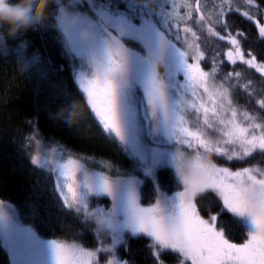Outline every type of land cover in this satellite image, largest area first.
<instances>
[{
	"label": "snow or ice",
	"instance_id": "snow-or-ice-1",
	"mask_svg": "<svg viewBox=\"0 0 264 264\" xmlns=\"http://www.w3.org/2000/svg\"><path fill=\"white\" fill-rule=\"evenodd\" d=\"M83 3L85 0H71L70 7L60 6L56 16L69 58L78 57L87 64V71L74 67L73 77L102 129L123 145L134 161L133 172L139 175L127 174L113 179L104 171L91 172L86 163L70 154L63 159L64 152L58 144L42 156L31 157L32 165L53 174L65 206L77 213L83 210L85 219L109 237L108 246L98 242L101 246L94 250L54 239L51 245L55 264H92V258L101 252L112 256L105 259V264H128L118 257L117 249L127 250L130 239L142 237L150 241L147 247L155 264H163L162 257L169 252L177 255L179 264L187 261L191 264H264V232L246 229L244 242L232 243L226 238L225 227L217 229L222 213L204 219L194 203L196 197L212 191L222 200L223 210L238 218L244 215L242 194L246 185L264 186L262 168L231 171L206 160L207 153L213 151L229 161L249 157L257 149L264 152V123L257 122L264 117L244 111L245 125L238 119L230 89L224 86L241 73L228 72L219 87L209 86L210 76L217 71L218 54L211 58L210 73L201 68L205 52L196 42L197 33L191 27L185 26L182 31L191 33L192 41L182 38L178 27L173 33L184 47H178L169 38L168 31L173 27L170 17L177 14L175 0L167 5V10V0H155V6L151 0H130L127 11H120L104 0L99 3L86 0V8L80 10L79 5ZM231 3L232 0H220L215 22L203 14L197 22L207 23L210 35L228 41L231 48L226 57L231 64H236L239 58L264 77V64L258 63L251 53L250 58L245 59L241 51L240 37L244 34L229 31L230 25L224 18L229 13L241 12L240 7L233 8ZM246 5L247 10L242 13L245 19L257 21L258 15H264L255 0H246ZM186 7L190 9L189 19L191 11L202 13L201 0H196L194 8L191 4ZM89 11L93 15H89ZM134 19H138L139 24L134 23ZM257 23L258 35L264 39V23ZM87 28L94 29L97 38L87 40L84 36ZM221 32L226 34L221 35ZM125 37L139 42L142 51L126 46ZM190 57L193 63L189 62ZM156 60L165 62L163 74ZM60 68L62 70L63 66ZM179 76L183 79H177ZM250 85L251 81L244 87ZM201 88L203 95L198 91ZM62 91L67 94L66 90ZM258 104L264 109V98L259 99ZM189 109L196 117L195 123L199 124L202 119V127L189 126L190 121L185 116ZM210 133H216L217 138H211ZM165 143L186 146L194 155H186L179 148L172 152L164 150ZM199 149H203V153ZM165 167L175 169L183 191L172 196L158 191L157 170ZM185 169L189 174H184ZM141 176L143 180H152L157 189V198L150 207L140 204ZM90 196L108 197L110 206H97L90 211ZM3 208L0 202V216L5 213Z\"/></svg>",
	"mask_w": 264,
	"mask_h": 264
},
{
	"label": "trees",
	"instance_id": "trees-1",
	"mask_svg": "<svg viewBox=\"0 0 264 264\" xmlns=\"http://www.w3.org/2000/svg\"><path fill=\"white\" fill-rule=\"evenodd\" d=\"M104 2L120 11H127L130 0ZM151 2L155 6V0ZM171 3L172 0H167L166 10ZM255 3L264 11V0H255ZM187 4L194 8L196 0H175L177 14L170 17L172 26L176 23L182 26L188 20L195 19L198 12L191 11L189 19L190 9L186 7ZM70 5L71 0H35L31 28L14 36L7 35L6 25L0 28L3 34L0 39V199L12 203L20 220L31 226L41 237L79 242L93 249L102 240L95 225L86 220L81 212L77 213L65 206L56 189L54 176L48 169L31 163V153L40 142L46 147L58 144L67 157L70 154L72 158L80 159L91 172L104 171L113 179L127 174L139 175L133 172L134 161L125 152L123 145L114 135L106 134L102 129L73 77V68H76L78 59L69 58L56 23L58 8ZM86 6L85 0L79 9L84 10ZM231 6L240 7L241 12L229 13L224 18L230 25L229 31L233 34L243 33L240 40L244 55L250 58L251 53L256 56L257 62L264 64V39L258 35L257 23H264V15H258L257 21H249L242 15L247 10L246 0H232ZM219 7L220 0H201V14L212 22L216 21ZM252 11L255 12V7ZM225 34L221 32V35ZM211 37L210 34L202 37L199 35L200 40L206 42L209 54H218V63L224 62V65L217 67L221 68L217 76L222 69L225 73L240 72L241 76L237 80L236 77L231 79L234 85L236 81L239 85L236 89L238 102L256 116L264 117V109L258 104V100L264 98V77L256 69H246L241 63L231 65L224 53L231 45L227 40L224 44H214L219 38ZM132 42L140 45L136 41ZM34 57L39 59L34 61ZM60 66H63L62 70ZM202 67L210 71L212 64L204 61ZM249 81L250 87L245 88ZM62 90H66L67 94ZM74 105L77 106L76 111L81 113L76 121L68 119L67 113L58 115L66 106L71 108ZM259 121L264 123V120ZM30 136L32 139H29ZM257 163L263 168L264 152H257L229 164L231 168L239 169ZM157 177L159 192L173 195L181 191L182 183L176 178L175 169H158ZM156 198L157 189L153 181L143 180L142 205H153ZM89 201L92 206H110L108 197L90 196ZM194 203L202 217L210 218L212 214L222 213L216 223L217 229L225 227L226 238L232 243L244 242L247 229L245 223L223 210L222 200L215 193L208 191L199 195ZM128 243L127 250L123 247L117 249L119 258L128 261V264H155L147 247L150 243L147 238L130 239ZM162 259L163 264H179L177 255L171 252L166 253ZM11 263L10 252L0 233V264Z\"/></svg>",
	"mask_w": 264,
	"mask_h": 264
},
{
	"label": "rangeland",
	"instance_id": "rangeland-1",
	"mask_svg": "<svg viewBox=\"0 0 264 264\" xmlns=\"http://www.w3.org/2000/svg\"><path fill=\"white\" fill-rule=\"evenodd\" d=\"M64 7L68 8L67 6H64ZM80 10H82V9H80ZM57 15H58V13H57ZM89 15H93V14L89 12ZM200 15H201V13H198L197 16L195 17V19H191L190 21L188 20L184 25L182 24V26L180 24L176 23L172 27V30L168 31V36H169L170 39H172V41L174 43H177L178 47H184L182 41L178 42V41L175 40L173 33L175 31V28L178 27L179 29H181L182 38L183 37H187V39L189 41H192L193 37H192L191 33H184L182 31V29L185 26L191 27L192 30L197 33L198 39L196 40V42L200 44L201 50H203L205 52V57L206 58L200 62L201 68L204 71H207V72L211 73L212 69L210 71H208V70H206V69H204L202 67V62H204V61H208V62L211 63L212 56L209 54V52L206 49V42L205 41L203 42L199 38V35H201V37H202L203 35H208L209 34V32L207 31V27H208L207 23L200 24V23L197 22ZM180 18H182V15L180 16ZM183 20H185V19H183ZM133 22L139 24L138 19L133 20ZM212 38L216 39L215 36H212L211 39ZM123 42L125 43L126 46L132 48V50H134V51H138V52L142 51V47H141L142 45L140 46L137 43L132 42V40H130L127 37L123 38ZM224 42L227 43V41H225V40H220V39L217 40L216 39V42H214V44H217V43L224 44ZM134 45H136L137 47L134 46ZM230 48L231 47L229 46L224 51L226 60H227L226 53L230 50ZM241 51H242V49H241ZM244 57H245V59H248L245 55H244ZM77 59H78V62H77L76 68L80 69L82 67L85 71H87L88 68H87L86 62L82 61L78 57H77ZM189 62L190 63L194 62L191 59V57L189 58ZM220 62H221V64L218 63L217 67L219 65H224V62H222V61H220ZM240 63L242 65H244V67L246 69H254V68H251V67L243 64L239 60V58H237L236 64L239 65ZM164 70L165 69H160L161 74L164 73ZM219 70H221V68H217V71H219ZM217 71L215 73H213L210 76V78H209V82L208 83H209L210 87L213 84L215 86L219 87L221 85V82L225 81V74L226 73L224 72V70L222 69L220 74H218L219 76H217V74H216ZM182 78H183L182 76L177 77V79H180V80H182ZM237 79L238 78H236V80ZM236 84H237V81L235 82V85ZM224 86L228 87L230 89L231 98L234 101V106L238 109V119L241 120L242 122H244L245 125H246L247 121H244V118H243L244 111H247L249 114H252V115H255V114L250 112L249 110H247L242 105H240V103L238 102V100L236 98V89H237V87L234 86V83L232 82V80L226 81L224 83ZM198 91H199L200 94L203 95V89L202 88L199 89ZM189 98L191 99L190 95H189ZM204 100L205 101L207 100V96L206 95L204 96ZM229 115H230V113H229ZM185 116H186V119H188L190 121L189 126L193 127L194 129L196 127H202V119H201L199 124L195 123L196 117L192 114V111L190 109L185 113ZM257 122L263 123V122H261L259 120ZM257 134H259V130H257ZM210 136H211V138H214V139L217 138V134L216 133H210ZM221 143H222V141H221ZM216 146H220V145H216ZM162 147H163L164 150H167L169 152L175 151L177 148H179L181 151H184L186 155H194V152L191 149H187L186 146L176 145L174 143H165ZM228 147L231 148L232 146H228ZM51 148L52 147L42 146V144L39 142L38 144H36L35 149L32 151L31 157L34 156V155H41L42 156L45 152H50ZM237 150H239V149H237ZM199 151L201 153H203L204 150L203 149H199ZM257 152H261V151L257 149L253 154H255ZM207 155L211 157V160L218 167H228L231 171H238V170H242L243 169V168H239V169L231 168L230 164H229V163H231L234 160H240V158H234L233 160L229 161V160H227L226 157L221 156L220 154H217L215 151H213L211 153H207ZM67 158L68 157L64 154L63 159L66 160ZM244 158H246V157H244ZM258 164L259 163H257L256 165L251 166L250 168L257 167ZM258 167L262 168L261 165L258 166ZM262 169H264V166H263ZM81 180H82V176H81ZM141 186H142V184L140 185V188H139L140 204L143 207H150L152 205H142V202H141ZM181 191H183V185H182ZM65 193H67V189L66 188H65ZM167 196H172V195L168 194ZM61 198L64 201V198L62 196H61ZM68 198L71 199L70 194H68ZM89 199H90V197H89ZM89 199H88L89 210L90 211L95 210L97 206H92L90 204ZM0 202H3V204H4L3 211H5L4 215L0 216V233L3 236L4 244H5L6 248L10 252V255H11V258H12V263L11 264H55V261H54V258H53V248H52V245H51V241L54 240V239L43 238L40 235H38L31 226L25 225L20 220L18 212H17L15 206L12 203L7 202V201H2L1 199H0ZM81 213L83 214V210L81 211ZM202 218L210 219V218H205V217H202ZM95 229H96V227H95ZM96 231H97V229H96ZM97 232L99 233V236L102 239L101 242H103V245L104 246H108L109 237L106 234H104L103 232H100V231H97ZM56 240H60V239H56ZM60 241H62L64 243H69V244L77 243V244L83 246L79 242H72V241L70 242V241H65V240H60ZM100 246L101 245L99 244L98 247H100ZM98 247H96V248H98ZM96 248H93V249L88 248V249L89 250H94ZM106 258L107 259H111L112 256L109 255L108 253L101 252V253H99L97 255V257L92 258V264H97V262H98V264H105V259ZM187 262L191 263V261H187Z\"/></svg>",
	"mask_w": 264,
	"mask_h": 264
},
{
	"label": "clouds",
	"instance_id": "clouds-1",
	"mask_svg": "<svg viewBox=\"0 0 264 264\" xmlns=\"http://www.w3.org/2000/svg\"><path fill=\"white\" fill-rule=\"evenodd\" d=\"M35 0H0V28L3 26L8 27V36H14L20 31H26L33 26V4ZM84 36L87 40L91 41L97 38L98 33L92 29L87 28L84 30ZM3 34L0 33V39ZM155 59V57H150ZM159 69L165 68L163 60H156ZM76 105L73 107H65L58 115L67 113L68 119L76 121L81 113L76 111ZM207 162H212L211 157H206ZM184 174H189L187 169ZM244 201V215L238 217L241 219L247 230L253 232H264V186L262 185H246L242 194Z\"/></svg>",
	"mask_w": 264,
	"mask_h": 264
}]
</instances>
